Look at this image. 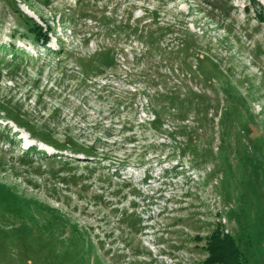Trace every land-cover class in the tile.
I'll list each match as a JSON object with an SVG mask.
<instances>
[{
	"label": "rangeland",
	"instance_id": "1",
	"mask_svg": "<svg viewBox=\"0 0 264 264\" xmlns=\"http://www.w3.org/2000/svg\"><path fill=\"white\" fill-rule=\"evenodd\" d=\"M211 240L264 264V0H0V264Z\"/></svg>",
	"mask_w": 264,
	"mask_h": 264
},
{
	"label": "trees",
	"instance_id": "2",
	"mask_svg": "<svg viewBox=\"0 0 264 264\" xmlns=\"http://www.w3.org/2000/svg\"><path fill=\"white\" fill-rule=\"evenodd\" d=\"M29 21H30V28L29 29V33H31L32 35H34L36 38H38L41 35V26L36 24L31 18L26 17ZM43 43L48 41V38L46 36H44L43 34ZM157 117L159 118V114H157ZM84 153L86 155H91V153H93L91 150L87 151L85 150ZM229 239V238H228ZM223 243L219 244L217 246H214V240H211V242H208L207 245V250H208V258L206 259V263L205 264H228L229 258L224 256L225 255V250L223 248ZM229 255H231L233 257V261L231 262V264H237L236 259H235V254L232 252ZM223 256V257H222ZM240 264V263H239Z\"/></svg>",
	"mask_w": 264,
	"mask_h": 264
}]
</instances>
